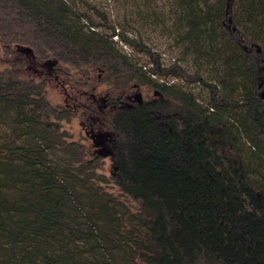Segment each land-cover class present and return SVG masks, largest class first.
Wrapping results in <instances>:
<instances>
[{
	"label": "trees",
	"instance_id": "obj_1",
	"mask_svg": "<svg viewBox=\"0 0 264 264\" xmlns=\"http://www.w3.org/2000/svg\"><path fill=\"white\" fill-rule=\"evenodd\" d=\"M166 6L194 73L86 0H0V264H264V0ZM51 83L98 130L96 156ZM142 86L153 98L130 100ZM104 157L138 211L105 190Z\"/></svg>",
	"mask_w": 264,
	"mask_h": 264
},
{
	"label": "rangeland",
	"instance_id": "obj_2",
	"mask_svg": "<svg viewBox=\"0 0 264 264\" xmlns=\"http://www.w3.org/2000/svg\"><path fill=\"white\" fill-rule=\"evenodd\" d=\"M88 4L92 6H96L100 11L104 12L111 25L117 26L122 32L130 38H140L141 41L148 44L154 52H157L161 56V63L163 67H168L174 64L175 62L182 61V65L184 68L194 73L196 71L195 66L192 64L191 60L184 59L181 51L177 48H174V40L172 37H169L166 30L164 29L165 22L162 20H166V11L168 6H166L167 0H154L152 6L148 7V9H152L154 12H146L145 6L142 4V7L136 6L133 3V0H86ZM78 8L81 11L88 10V7L79 3ZM142 10V12H139ZM96 21L102 22V19L94 13V10L88 11ZM130 29V31H126ZM116 41L118 37L114 38ZM119 46L122 50L128 54L133 55L139 59L140 64L145 65L147 68L152 67V57L147 56L145 54L138 53L132 47L119 43ZM0 52L2 53V49L0 48ZM6 63L4 60H0V70H2ZM99 70L93 72L92 76L94 78V82L97 83L99 77ZM159 81H170L177 82L178 80H172V78L166 77H156ZM107 86L101 85L99 89L106 88ZM193 90L199 92L201 88L197 85ZM140 92L142 94L143 99L153 98L154 92L146 86H142L140 88H135L131 95ZM88 93V91H87ZM49 95L52 103L54 104H66L70 105L71 109L76 112V116L70 122H62V127L66 130L69 135V141H79L86 144L89 155L94 157L96 156V151L101 150V146H96L93 134H97V129H92L89 125V117H84L82 111H78V108L73 104L74 101L70 100L65 92L54 83L50 84L49 87ZM89 95V93H88ZM85 100H89L87 97ZM99 173L104 175L109 183L105 184V190L110 194L114 195L121 201L126 202L133 211H138V204L131 198L123 195L119 187L114 183L112 177L115 173L114 163L110 157H104L101 159Z\"/></svg>",
	"mask_w": 264,
	"mask_h": 264
},
{
	"label": "flooded vegetation",
	"instance_id": "obj_3",
	"mask_svg": "<svg viewBox=\"0 0 264 264\" xmlns=\"http://www.w3.org/2000/svg\"><path fill=\"white\" fill-rule=\"evenodd\" d=\"M130 100H133V101H138V100H141L143 99L142 97V94L140 92L132 95L131 97H129Z\"/></svg>",
	"mask_w": 264,
	"mask_h": 264
}]
</instances>
